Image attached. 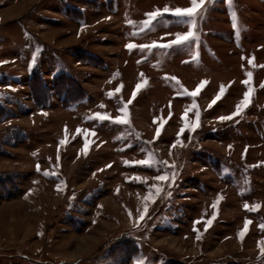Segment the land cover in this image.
<instances>
[{
	"label": "rangeland",
	"instance_id": "obj_1",
	"mask_svg": "<svg viewBox=\"0 0 264 264\" xmlns=\"http://www.w3.org/2000/svg\"><path fill=\"white\" fill-rule=\"evenodd\" d=\"M165 6L191 4L0 0V264H264V0H205L196 39L140 47L189 31H141ZM125 104L128 125L88 119Z\"/></svg>",
	"mask_w": 264,
	"mask_h": 264
},
{
	"label": "snow or ice",
	"instance_id": "obj_2",
	"mask_svg": "<svg viewBox=\"0 0 264 264\" xmlns=\"http://www.w3.org/2000/svg\"><path fill=\"white\" fill-rule=\"evenodd\" d=\"M190 4H191V7H188V8L176 7L173 10V9L169 8L168 6H165L162 10L157 9V10L151 12V13H147L146 15H147L148 19L146 21H144V24H143V26L141 28V31H143L146 28L151 27L153 25V22L154 21H156L160 17H163L165 14H170V15L175 16V17L180 18V19L188 18L186 22L189 25V31L187 33H185V34L177 33L176 34V38L174 40H172L171 42L166 43V44H158L156 42H153V44H151L149 46H143L142 45L140 47H142V48L143 47L169 48V47H172L174 45L184 44V43H187V42H189L191 40L196 39V34L194 32V29L196 27V17L199 14L198 10H200L202 8V6L205 4V0H190ZM129 24H133V22L132 21H129ZM138 34L139 33H132V35H138ZM126 47L129 50H131L132 48L137 47V46L130 43V44H127ZM196 58L197 57H194V59H196ZM248 62L250 64H252L253 63V60H249ZM246 76L248 77V79L245 80V81H242V83L249 84L250 81H251L252 73L251 72H247L246 73ZM141 77H143V74H141ZM168 79H171V80L175 81L177 84L179 83V81L175 77H170ZM144 84H146V81H144ZM206 84H207V81H202L201 84L197 87V89L195 91L188 92L187 89H182V92H183V94H186V95L195 97V96L198 95L199 91ZM142 86H144V85L143 84H137L136 85V88H135V90L133 92L132 99L135 98L136 92H138ZM261 86L264 87V84H262ZM122 87H123V85H120L119 87H117V89H115V92H119L122 89ZM224 91H225L224 86H221L220 93L216 96L215 99H213L212 104H215L216 100L220 99V95H222ZM251 92H252V89L249 88L248 92L245 93L243 100L237 105L236 112H234L231 116L219 117V119L220 120H229V119H232L233 116L238 115L241 112V110L250 103V94H251ZM108 95H109V97H111V96L114 95V93L113 92H110V93H108ZM128 103H131V100H129ZM212 104H210L209 107H211ZM100 107L103 108L105 106L104 105H100ZM197 108H198V106L195 103H193L191 105V108L190 109H186L185 110V113L182 116V119L186 121L188 111H190L192 109H197ZM119 111L121 112L122 115L121 116H118V117H116L114 119L111 118L109 114H103L102 115L100 113H96L94 116H91L88 119H99L101 121L111 119V122L112 123L125 124V125L130 124V120H129L128 112H127V104H125L123 108L119 109ZM187 126L188 125L186 123V127ZM198 126H199V111H196V122L193 123V124H191L190 127H191L192 130H195V128L198 127ZM81 131H84V130L77 129V133L78 134ZM183 131H184V128H181L180 133H182ZM159 132H160V130L157 129V133H156L157 137L159 136ZM180 133H178V138H179ZM90 134L91 135H95L94 132H90ZM60 143L61 144H64L65 141H61ZM173 146H175V145H173ZM87 149H88V142H87V138H86L85 146H84V149H83V151L85 152V154L87 153ZM135 163H138V164H141V165H145V166H148V167H152L156 163L167 164L166 161H156L155 158H154V155L152 153H149L148 156H147V158L145 160L136 161ZM170 167H175V166L174 165H171ZM37 170L39 171V166L37 167ZM50 174H55V173H49L47 171L44 173V175H50ZM174 175L175 174H173V177H172L173 179H174ZM134 179H139V178L136 177ZM154 179H156L158 181H166V180L169 179V177L167 175H158ZM152 187L155 188V191H156L157 194H159V192L162 191V189H160L159 187H156L155 185H153ZM146 199H152L153 202H154V199L151 196V189L149 191V196L146 197ZM217 204H218V201L216 203H214L213 207H216ZM244 207H245L246 210L254 211V210H258L259 207H260V205H255L254 207L250 208L249 205L245 204ZM146 213H147V207H145L144 213H142L141 216H140V219L141 220L144 219V216L146 215ZM130 215H131V213H130ZM214 218L215 217L213 216V219ZM196 223H200V221H195L194 224H196ZM211 223H212V220L211 219L208 220L207 221V226H210ZM250 223H251V221H248V220L245 221V228L239 233V236L241 237V239L243 238V236L247 232L248 225ZM260 227L262 229H264V224H261ZM194 231H198V230L194 228ZM199 238H200V236L198 235L197 236V239H199ZM261 243H264V242H261ZM261 256H264V247H261ZM136 264H144V262H143L142 259H138L137 262H136Z\"/></svg>",
	"mask_w": 264,
	"mask_h": 264
},
{
	"label": "bare ground",
	"instance_id": "obj_3",
	"mask_svg": "<svg viewBox=\"0 0 264 264\" xmlns=\"http://www.w3.org/2000/svg\"><path fill=\"white\" fill-rule=\"evenodd\" d=\"M11 10H15V7L13 9H11Z\"/></svg>",
	"mask_w": 264,
	"mask_h": 264
}]
</instances>
